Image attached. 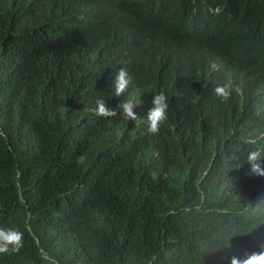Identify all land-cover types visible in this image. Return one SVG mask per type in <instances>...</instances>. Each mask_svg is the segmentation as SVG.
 <instances>
[{
	"label": "trees",
	"instance_id": "16d2710c",
	"mask_svg": "<svg viewBox=\"0 0 264 264\" xmlns=\"http://www.w3.org/2000/svg\"><path fill=\"white\" fill-rule=\"evenodd\" d=\"M32 1L0 0V228L22 233L0 264H230L264 248V176L247 161L264 155V118L234 134L194 118L173 50L114 96L121 28L94 26L95 0ZM244 5L264 22V0ZM159 92L180 131L167 116L148 132L142 101ZM97 99L118 115L96 116ZM129 99L137 120L117 108Z\"/></svg>",
	"mask_w": 264,
	"mask_h": 264
},
{
	"label": "clouds",
	"instance_id": "9594fccd",
	"mask_svg": "<svg viewBox=\"0 0 264 264\" xmlns=\"http://www.w3.org/2000/svg\"><path fill=\"white\" fill-rule=\"evenodd\" d=\"M48 1L52 2H32ZM54 1L64 5L63 0ZM244 7V0H95L87 6L89 10H84L102 32L104 25L120 27L124 32L127 65L114 76V96L124 97L131 90L129 71L148 68L159 75L172 50L179 57L185 53L180 58L185 106L203 124L214 122L223 133L234 134L259 125L264 118V61L258 54L264 22L252 25ZM96 32L101 44L103 34ZM183 61L190 63L184 67ZM135 104L129 99L117 108L126 120H137ZM142 104L143 116L148 112V132L158 133L160 125L169 119L175 131H180L179 121L167 115L168 100L163 92L154 94L152 107L144 101ZM91 111L106 119L118 115L103 99H97ZM262 160L260 149L248 153L249 174L264 176ZM21 242V232L0 228V253L8 252L10 246L18 251ZM230 264H264V248L243 257L232 256Z\"/></svg>",
	"mask_w": 264,
	"mask_h": 264
}]
</instances>
